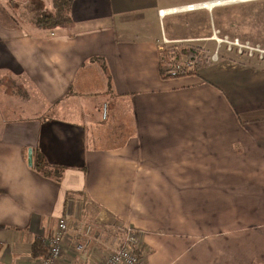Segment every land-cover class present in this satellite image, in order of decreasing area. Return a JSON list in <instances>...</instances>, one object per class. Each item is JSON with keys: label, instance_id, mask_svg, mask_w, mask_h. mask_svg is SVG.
Returning <instances> with one entry per match:
<instances>
[{"label": "crops", "instance_id": "obj_1", "mask_svg": "<svg viewBox=\"0 0 264 264\" xmlns=\"http://www.w3.org/2000/svg\"><path fill=\"white\" fill-rule=\"evenodd\" d=\"M242 3L263 41L264 0H72L52 29L36 20L53 0H0V264H38L60 217L58 264L99 262L126 227L147 264H264V58L219 54L213 15ZM183 42L211 59L163 78L161 49Z\"/></svg>", "mask_w": 264, "mask_h": 264}, {"label": "rangeland", "instance_id": "obj_2", "mask_svg": "<svg viewBox=\"0 0 264 264\" xmlns=\"http://www.w3.org/2000/svg\"><path fill=\"white\" fill-rule=\"evenodd\" d=\"M35 3V2H33ZM37 4V3H36ZM31 5V4H29ZM35 7V4H33ZM219 10H216L213 15L214 18H216L217 13H219V22H220V31L217 34L219 37L218 39L222 41V45L219 51V54L223 55H229L233 57V55H237V57L240 61H244L246 57H259L263 56L264 54H261V52L257 50H253V54L249 55V51L247 50V44L251 46L253 49H260L261 51H264V40L263 41H248L247 40V19L251 14H259L260 9H255L253 6H247V3L237 4L234 6H228V7H221L217 8ZM17 12V9L12 10V14H15ZM191 14H178L175 19H180L179 24L185 25L186 23H192V26L196 25V17L190 16ZM20 19H23L25 16L27 18L28 14L26 15H17ZM211 15L209 14V17ZM24 18V19H26ZM201 21V20H200ZM203 21V19H202ZM258 21V20H257ZM168 22V20H166ZM173 23H177V21H174ZM168 26V24H167ZM196 27V26H195ZM188 32L192 33L190 29H186ZM239 39H238V38ZM238 41L237 47L232 46V48L229 50V45L227 43H223L224 41ZM235 41V42H236ZM252 42V43H251ZM189 43L193 42H183V43H174V44H166L161 49V54H164L167 50L170 51V53L173 55V52H177L176 54H179L180 56V62L181 65L185 66L183 68L186 69V71H193L195 69V65L198 61L201 62V64H205L208 60L211 59V55L209 54L211 51L206 49L205 47L200 48L199 52H197V55L194 57L196 58L194 61V58H187L184 55V51L188 48H191V45ZM254 43V44H253ZM243 45L244 47H239V45ZM259 44V45H257ZM195 47V46H194ZM189 51V50H188ZM170 55V59H174V56ZM261 59V58H260ZM193 61V62H190ZM232 61V60H231ZM193 67V68H192ZM168 69V68H167ZM198 69V68H197ZM195 69V70H197ZM19 115V113H18Z\"/></svg>", "mask_w": 264, "mask_h": 264}, {"label": "built area", "instance_id": "obj_3", "mask_svg": "<svg viewBox=\"0 0 264 264\" xmlns=\"http://www.w3.org/2000/svg\"><path fill=\"white\" fill-rule=\"evenodd\" d=\"M208 4H193L187 5L177 11H194L198 9L207 8ZM176 10V9H174ZM163 14V11L160 12ZM218 45H222V41L217 39ZM236 41V40H235ZM224 41L223 43H227L229 45V50L232 46L237 47L238 41ZM239 47H244L243 45H239ZM219 48V47H217ZM247 50L249 51V55L253 54V50H257L264 54V51L260 49H253L250 45L247 44ZM263 56H260L262 58ZM70 227L66 217H60L57 223V228L55 233L47 240L46 248L47 253L44 257L38 260V264H58L59 259L63 253V249L70 237ZM91 236V228L88 227L85 232V240L82 243H76L74 246V251L77 255H83L86 249L89 246V242L92 240ZM142 244L138 233L135 229L131 227H126L124 229V237L121 241V244L106 253V255L99 254V262L94 264H147L142 251Z\"/></svg>", "mask_w": 264, "mask_h": 264}, {"label": "trees", "instance_id": "obj_4", "mask_svg": "<svg viewBox=\"0 0 264 264\" xmlns=\"http://www.w3.org/2000/svg\"><path fill=\"white\" fill-rule=\"evenodd\" d=\"M72 0H53V7L54 11L49 14H43L38 17L36 20V24L39 27L43 28H56V27H65L70 24L71 18L69 17V5ZM184 51V55L187 58H194L199 52V49L190 46ZM189 50V51H188ZM177 52H173V55L167 50L164 54H160V72L163 78H172V77H179V76H186L196 74L197 71L203 66L204 64L198 61L195 65V69L193 71H186L185 66L181 65L180 56L176 54ZM170 55L174 56V59H170ZM196 58H194L195 61ZM193 62V61H190ZM168 68V69H167ZM193 68V67H192ZM39 164H36V168L41 171L44 175L49 176V172L45 170L46 165L42 164L38 161ZM55 173L54 175H56ZM56 177V176H55ZM57 180L60 177H56ZM33 251L35 257H44L47 253V248L45 247L44 243L40 242L39 240H35L33 244Z\"/></svg>", "mask_w": 264, "mask_h": 264}, {"label": "water", "instance_id": "obj_5", "mask_svg": "<svg viewBox=\"0 0 264 264\" xmlns=\"http://www.w3.org/2000/svg\"><path fill=\"white\" fill-rule=\"evenodd\" d=\"M32 162V154H31V151H30V153H29V163H31Z\"/></svg>", "mask_w": 264, "mask_h": 264}, {"label": "bare ground", "instance_id": "obj_6", "mask_svg": "<svg viewBox=\"0 0 264 264\" xmlns=\"http://www.w3.org/2000/svg\"><path fill=\"white\" fill-rule=\"evenodd\" d=\"M241 1V0H240ZM233 2V1H232ZM221 3H222V1H221ZM212 5V4H211ZM211 5H208L209 7L211 6ZM213 6H215V5H213ZM171 11V10H170Z\"/></svg>", "mask_w": 264, "mask_h": 264}]
</instances>
